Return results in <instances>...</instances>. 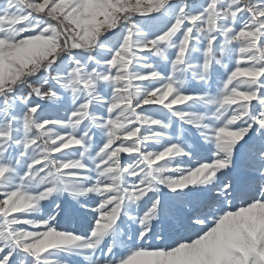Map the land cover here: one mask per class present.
I'll use <instances>...</instances> for the list:
<instances>
[{
    "label": "snow or ice",
    "instance_id": "6c2138e0",
    "mask_svg": "<svg viewBox=\"0 0 264 264\" xmlns=\"http://www.w3.org/2000/svg\"><path fill=\"white\" fill-rule=\"evenodd\" d=\"M0 264H264V0H0Z\"/></svg>",
    "mask_w": 264,
    "mask_h": 264
}]
</instances>
